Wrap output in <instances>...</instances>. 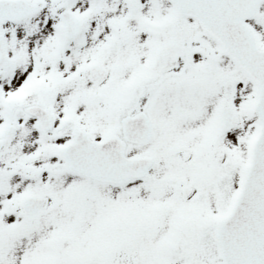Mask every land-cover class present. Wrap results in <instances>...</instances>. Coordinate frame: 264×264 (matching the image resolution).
Masks as SVG:
<instances>
[{"label": "snow or ice", "instance_id": "snow-or-ice-1", "mask_svg": "<svg viewBox=\"0 0 264 264\" xmlns=\"http://www.w3.org/2000/svg\"><path fill=\"white\" fill-rule=\"evenodd\" d=\"M0 264H264V0H0Z\"/></svg>", "mask_w": 264, "mask_h": 264}]
</instances>
